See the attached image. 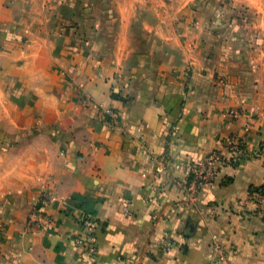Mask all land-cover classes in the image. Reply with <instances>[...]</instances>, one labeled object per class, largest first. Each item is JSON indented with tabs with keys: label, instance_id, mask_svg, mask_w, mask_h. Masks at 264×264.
<instances>
[{
	"label": "crops",
	"instance_id": "crops-1",
	"mask_svg": "<svg viewBox=\"0 0 264 264\" xmlns=\"http://www.w3.org/2000/svg\"><path fill=\"white\" fill-rule=\"evenodd\" d=\"M263 184L264 0H0V264H264Z\"/></svg>",
	"mask_w": 264,
	"mask_h": 264
},
{
	"label": "built area",
	"instance_id": "built-area-1",
	"mask_svg": "<svg viewBox=\"0 0 264 264\" xmlns=\"http://www.w3.org/2000/svg\"><path fill=\"white\" fill-rule=\"evenodd\" d=\"M244 142L237 138H231L228 140V155H223L217 151L213 152L205 162L199 164H192L190 166L189 180L184 184L186 195L190 200H197L201 190L207 184H211L215 181L219 168L221 165H234L237 163L239 156L242 154ZM251 198L257 204V213L264 218V189L254 191L251 194ZM47 204V199L42 198L41 204L37 206L36 213L39 215L43 214V208ZM157 215L154 218L157 219ZM80 222L84 228V235L80 238L85 246H87L90 252H95L96 246V232L99 223L90 215H82ZM160 248L164 252H171L175 245L173 238L169 233L159 241ZM213 264H227V253L229 249L226 245L221 243H213Z\"/></svg>",
	"mask_w": 264,
	"mask_h": 264
},
{
	"label": "trees",
	"instance_id": "trees-1",
	"mask_svg": "<svg viewBox=\"0 0 264 264\" xmlns=\"http://www.w3.org/2000/svg\"><path fill=\"white\" fill-rule=\"evenodd\" d=\"M260 189H264V184L261 185V186L253 187V188L251 189V194H252L254 191H257V190H260Z\"/></svg>",
	"mask_w": 264,
	"mask_h": 264
},
{
	"label": "rangeland",
	"instance_id": "rangeland-1",
	"mask_svg": "<svg viewBox=\"0 0 264 264\" xmlns=\"http://www.w3.org/2000/svg\"><path fill=\"white\" fill-rule=\"evenodd\" d=\"M166 1H169V2H170V1H172V0H166ZM68 11H70V10H68ZM105 11H107V9H105Z\"/></svg>",
	"mask_w": 264,
	"mask_h": 264
}]
</instances>
